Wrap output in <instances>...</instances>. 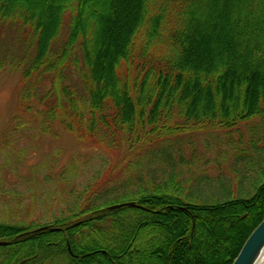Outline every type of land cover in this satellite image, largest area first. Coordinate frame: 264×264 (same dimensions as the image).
I'll list each match as a JSON object with an SVG mask.
<instances>
[{
    "label": "trees",
    "instance_id": "16d2710c",
    "mask_svg": "<svg viewBox=\"0 0 264 264\" xmlns=\"http://www.w3.org/2000/svg\"><path fill=\"white\" fill-rule=\"evenodd\" d=\"M3 32L30 118L4 140L60 127L102 155L52 221L0 201V264H231L264 218V0H0ZM212 130L244 144L234 193L181 148Z\"/></svg>",
    "mask_w": 264,
    "mask_h": 264
},
{
    "label": "rangeland",
    "instance_id": "374dc122",
    "mask_svg": "<svg viewBox=\"0 0 264 264\" xmlns=\"http://www.w3.org/2000/svg\"><path fill=\"white\" fill-rule=\"evenodd\" d=\"M6 52L14 56L9 32H3L0 36V57ZM21 87L19 70L7 69L0 73V201L10 199L8 203L13 218L20 215L24 223L31 221L40 224L52 221L69 204L65 198L69 188L77 182V174L85 171V178L93 166L97 168L102 151L78 140L73 133L60 127H52L47 133L38 129L30 130L24 136L13 138V141L4 140L6 125L13 117L30 120L20 112ZM244 128L246 125L241 129L243 132ZM245 136L247 139L244 143L247 145L249 135L245 133ZM228 138L227 134L218 130L198 132L185 136L181 148L185 156H196V165L192 162L191 167L201 165L199 167L204 170L203 174L212 177L211 181L216 179V169L220 167L223 177L231 182L234 193L235 182L231 170L234 166L231 164L237 152L236 147H243L244 144L236 143L233 146ZM143 152H137L130 159L137 155L142 157ZM105 157L109 158L106 154ZM261 160L264 161L263 154ZM193 170L197 172L196 168ZM17 204L18 209L15 210L13 206ZM3 207L0 205V214L7 211Z\"/></svg>",
    "mask_w": 264,
    "mask_h": 264
},
{
    "label": "water",
    "instance_id": "95a60500",
    "mask_svg": "<svg viewBox=\"0 0 264 264\" xmlns=\"http://www.w3.org/2000/svg\"><path fill=\"white\" fill-rule=\"evenodd\" d=\"M120 206H135L134 202H124L121 204L112 205L111 208ZM40 229H46L42 227ZM6 241H0V245H6ZM264 251V218L252 231L249 237L244 242L238 255L231 264H256Z\"/></svg>",
    "mask_w": 264,
    "mask_h": 264
},
{
    "label": "bare ground",
    "instance_id": "6f19581e",
    "mask_svg": "<svg viewBox=\"0 0 264 264\" xmlns=\"http://www.w3.org/2000/svg\"><path fill=\"white\" fill-rule=\"evenodd\" d=\"M256 264H264V251H263L262 255L260 256V258L258 259Z\"/></svg>",
    "mask_w": 264,
    "mask_h": 264
}]
</instances>
